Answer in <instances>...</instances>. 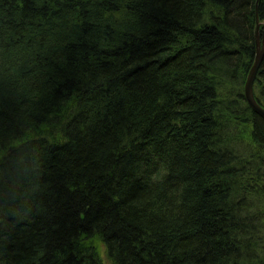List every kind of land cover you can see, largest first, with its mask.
Returning a JSON list of instances; mask_svg holds the SVG:
<instances>
[{"label": "trees", "instance_id": "trees-1", "mask_svg": "<svg viewBox=\"0 0 264 264\" xmlns=\"http://www.w3.org/2000/svg\"><path fill=\"white\" fill-rule=\"evenodd\" d=\"M255 1L0 0V264H264Z\"/></svg>", "mask_w": 264, "mask_h": 264}, {"label": "water", "instance_id": "water-1", "mask_svg": "<svg viewBox=\"0 0 264 264\" xmlns=\"http://www.w3.org/2000/svg\"><path fill=\"white\" fill-rule=\"evenodd\" d=\"M257 1L259 0L255 1V9H256ZM259 26L262 27V31L260 34L258 32ZM254 27L255 29H254L253 38H254L255 53L253 57V62L248 70L249 72L244 82L245 84L243 87V94H244L245 103L248 105V107H250L252 112L255 115H258L260 118H262L264 122V109L262 107H259L258 104H256L252 93V86L254 83L253 80L258 72L259 65L264 56V20L262 22H259L257 20V17H255Z\"/></svg>", "mask_w": 264, "mask_h": 264}, {"label": "rangeland", "instance_id": "rangeland-1", "mask_svg": "<svg viewBox=\"0 0 264 264\" xmlns=\"http://www.w3.org/2000/svg\"><path fill=\"white\" fill-rule=\"evenodd\" d=\"M102 259H103V264H109V263L107 262V260H106V258H105L104 255H102Z\"/></svg>", "mask_w": 264, "mask_h": 264}, {"label": "bare ground", "instance_id": "bare-ground-1", "mask_svg": "<svg viewBox=\"0 0 264 264\" xmlns=\"http://www.w3.org/2000/svg\"><path fill=\"white\" fill-rule=\"evenodd\" d=\"M252 93H253V90H252ZM243 96H244V94H243ZM253 97H254V95H253ZM254 100H255V98H254ZM255 102H256V100H255ZM256 104H257V102H256ZM259 105V104H258ZM248 106V105H247ZM259 107H261L260 105H259ZM250 108V107H249ZM263 108V107H262ZM264 109V108H263ZM258 116V115H257Z\"/></svg>", "mask_w": 264, "mask_h": 264}]
</instances>
